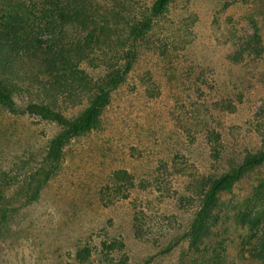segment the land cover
Instances as JSON below:
<instances>
[{
    "label": "rangeland",
    "instance_id": "rangeland-1",
    "mask_svg": "<svg viewBox=\"0 0 264 264\" xmlns=\"http://www.w3.org/2000/svg\"><path fill=\"white\" fill-rule=\"evenodd\" d=\"M108 4H123L124 14L145 13L152 0ZM256 25L260 39L248 47ZM33 94L22 87L19 105ZM225 101L232 112L219 108ZM204 123L222 134L219 160L208 151ZM263 130L264 0H177L154 19L134 70L112 92L103 124L66 145L57 174L33 203L15 188L57 127L0 110V188L8 186L15 208L13 233L0 239V264H264L252 256L264 219L248 229L233 213L260 205L256 186L264 167L221 195L210 234L196 247L186 233L198 202L181 200L193 178L218 173L255 149ZM114 169H127L141 187L128 198L116 195L107 188Z\"/></svg>",
    "mask_w": 264,
    "mask_h": 264
},
{
    "label": "trees",
    "instance_id": "trees-1",
    "mask_svg": "<svg viewBox=\"0 0 264 264\" xmlns=\"http://www.w3.org/2000/svg\"><path fill=\"white\" fill-rule=\"evenodd\" d=\"M176 1L152 0L145 13L129 10L124 14L123 4L109 9L110 0H0V110L35 116L57 127L45 141L40 162L15 188L18 195H26V203L37 201L45 183L57 174L66 145L89 136L103 124L112 92L134 70L154 19L168 12ZM254 28L255 33L246 41L248 47L260 39L259 28ZM131 40L134 43L126 49ZM97 69L101 74L93 77L90 70ZM22 87L34 92L25 106L17 101ZM218 105L222 110H234L230 102ZM203 134L211 157L219 160L224 149L221 132L204 123ZM23 163L29 166L31 160ZM262 167L264 132L255 149L230 160L220 172L193 178L189 197L181 198L183 202H198L186 233L191 245L196 247L209 236L210 219L215 216L221 195ZM109 180L107 188L116 195L124 194L123 198L143 183H138L127 169L112 170ZM256 187V202L260 201L257 208L243 212L233 208L243 228L253 229L264 219V177ZM7 189V185L0 188V239L13 233L15 208H10L12 201L6 199ZM139 213L134 212L137 231L141 228ZM255 250L252 256L264 262V237Z\"/></svg>",
    "mask_w": 264,
    "mask_h": 264
}]
</instances>
